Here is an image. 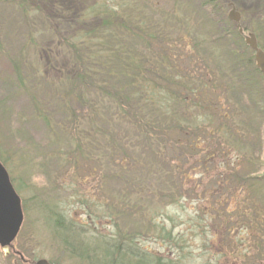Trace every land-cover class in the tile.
<instances>
[{"label":"trees","instance_id":"16d2710c","mask_svg":"<svg viewBox=\"0 0 264 264\" xmlns=\"http://www.w3.org/2000/svg\"><path fill=\"white\" fill-rule=\"evenodd\" d=\"M14 1L25 20L35 9L71 57L64 70L46 64L71 84L63 96V121L55 123L37 98L31 101L32 114L57 145L48 159L54 160L55 170H108L103 178L124 185L117 198H100L102 208L90 196L79 197V221L59 200L35 203L53 226L57 248L72 264L178 263L155 259L140 251L138 243L151 236L178 246L173 228L158 224L157 218L189 194L199 196V211L208 222L202 232L209 229L225 261L264 264V213L254 203V181L264 176L219 163L227 155L247 161L245 137L234 120L237 108L226 98L235 79L222 85V66L215 72L198 67L196 48L203 46V38L198 42L193 32L199 21L181 13L177 0L160 11L159 19L146 12L159 9L153 0H70L65 6L50 0ZM194 1L200 3L195 12L202 10L208 18L215 9L224 13L220 0ZM170 21L176 28L166 27ZM229 29L242 38L236 27ZM42 52L52 55L49 49ZM244 59L251 72L241 75L240 82L251 84L254 73L263 79L253 53ZM23 76L16 74L18 83ZM0 163L8 166L1 155ZM233 187L237 190L231 192ZM130 220L140 225L138 231L121 228ZM103 223L111 229L109 236L89 235L91 226Z\"/></svg>","mask_w":264,"mask_h":264},{"label":"rangeland","instance_id":"374dc122","mask_svg":"<svg viewBox=\"0 0 264 264\" xmlns=\"http://www.w3.org/2000/svg\"><path fill=\"white\" fill-rule=\"evenodd\" d=\"M50 1L59 6L71 2ZM153 1L159 9L153 11L146 8V12L156 19H159L161 10L168 11L167 9L174 5L173 0ZM220 2L225 9L224 13L215 9L211 18H208L203 16L202 10L195 12L200 7L197 1L177 0L181 13L184 12L185 16L199 21L193 33L198 42L199 38L201 41L203 38V46L196 48L199 58H195L200 72H203L204 67L215 72L222 66L225 73H222L220 78L222 85L235 79L234 90H230L226 98L234 103L239 113L234 120L242 131V137H245L243 139L246 150L243 151L248 160L240 162L227 155L228 157L219 160V163L229 166V169L236 167L240 168L239 170H254L255 177L264 176V79L254 73V82L251 84L240 82L241 75L251 72L244 58L252 52L244 44L243 38L237 37L234 31L230 35L229 28L234 29L236 26L227 18L229 5H232L240 14L239 25L245 30L244 35L253 33L258 46L264 52V0ZM30 12V16L25 20L16 9L14 0H0V155L7 159L8 166L4 168L10 181L11 178L15 179V183H11L23 203V222L13 247L28 261L44 259L48 262L72 264L73 259L64 250L57 248L53 226L39 214L35 203L42 200H59L69 211L71 218L79 221L81 213L76 211L79 207V197L90 196V201L102 208L99 204L100 198H117L118 191L124 188V185L108 175L103 178L108 170H55L54 160L48 159L52 157L57 145L47 136L44 123L32 114L31 101L37 98L55 123L63 121L67 112L63 96L69 91L71 84H65L64 75L50 69L46 64L52 62L54 67L64 70L69 66L71 57L65 53L62 44L58 43L59 38H56L39 13L35 9ZM205 13L207 15V12ZM168 26L176 28L172 21L168 22L166 27ZM173 39L176 37L170 42ZM48 49L52 55L43 54L42 50ZM17 73L24 75L21 83L16 80ZM214 76L218 80L216 73ZM245 157L242 155L240 159L246 160ZM97 173L103 174L102 177H98ZM75 178L79 179L77 184ZM100 187L102 197L98 190ZM91 190L93 192L90 193ZM236 190L237 188L233 187L231 192ZM198 199L199 196L189 194L180 202L181 205H169L162 209L157 218L158 224L167 229L173 228V234L179 237L178 246L149 236L140 239V251H148L147 253L155 259L177 261L176 264H239L231 259L229 262L225 261L219 246L210 240L212 233L209 229L202 232L203 226H208V222L202 218ZM142 202L144 203L138 201V204H143ZM254 203L264 213V180L254 181ZM106 226V223L99 225L97 229L91 226L94 232L91 230L88 233L109 236L111 229ZM121 228L127 232H136L140 225L130 220L124 222ZM0 264L28 263L20 261L13 253L6 255L0 249Z\"/></svg>","mask_w":264,"mask_h":264},{"label":"water","instance_id":"95a60500","mask_svg":"<svg viewBox=\"0 0 264 264\" xmlns=\"http://www.w3.org/2000/svg\"><path fill=\"white\" fill-rule=\"evenodd\" d=\"M227 13L229 21L233 22L240 34L243 33L240 27V14L232 5ZM244 43L253 52V59L256 68L264 78V52L258 47L256 37L253 33L244 36ZM23 222L20 198L15 192L6 169L0 163V249L7 254L9 249L14 250L13 242L16 239ZM16 255L24 260L19 252ZM34 264H51L44 259H39Z\"/></svg>","mask_w":264,"mask_h":264},{"label":"flooded vegetation","instance_id":"af4514ba","mask_svg":"<svg viewBox=\"0 0 264 264\" xmlns=\"http://www.w3.org/2000/svg\"><path fill=\"white\" fill-rule=\"evenodd\" d=\"M245 33V32H244ZM10 252H8V254H9Z\"/></svg>","mask_w":264,"mask_h":264}]
</instances>
